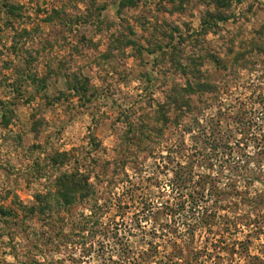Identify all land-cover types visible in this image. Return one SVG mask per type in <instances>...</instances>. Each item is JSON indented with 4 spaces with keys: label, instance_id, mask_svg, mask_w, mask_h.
<instances>
[{
    "label": "rangeland",
    "instance_id": "374dc122",
    "mask_svg": "<svg viewBox=\"0 0 264 264\" xmlns=\"http://www.w3.org/2000/svg\"><path fill=\"white\" fill-rule=\"evenodd\" d=\"M8 6L19 9L8 14ZM260 44L264 0H0V206L18 213L8 222L0 216V264H264V204L251 207L246 196L234 210H220L230 219L241 214L239 230L231 228L222 243L217 226L212 233L169 234L146 217L150 208L176 202L175 169L194 180L214 173L206 160L182 156H192L199 128L214 123L241 137L227 108L236 98L264 97ZM200 75L235 80L208 106L188 94L193 107L186 118L177 120L172 106L161 136L156 122H149V140L132 132V124L146 128L174 89ZM254 117L262 127L249 133L262 139L264 151V112ZM249 139L248 168L260 181L247 197L263 198L264 154ZM59 153L68 155L65 164ZM77 172L94 185V202L81 194L69 206L59 201L48 220L18 209ZM185 186L184 195L193 184ZM192 206L178 224L161 222L185 231L183 223L195 218Z\"/></svg>",
    "mask_w": 264,
    "mask_h": 264
},
{
    "label": "trees",
    "instance_id": "16d2710c",
    "mask_svg": "<svg viewBox=\"0 0 264 264\" xmlns=\"http://www.w3.org/2000/svg\"><path fill=\"white\" fill-rule=\"evenodd\" d=\"M18 9L19 7L8 6L7 13L14 15ZM256 48L260 51V54L264 53V46L261 44L258 45V47L256 45ZM188 68L189 67L186 66V69ZM194 72L195 74H201L200 71ZM200 77L202 76H198L194 79V81L187 83L181 89H174L166 98L165 103L159 104L157 110L153 111V113L148 117L149 119L146 121V128L142 127L143 122H141V126L139 128H137L135 124H132V132H138V134L142 136V141L149 140L155 131V127L153 128L149 122H156L161 125V128L159 129L160 132L158 131L160 134L159 136H161L162 129H164L171 120L169 112L173 110L172 106L178 112V115L176 116L177 120L186 118V112L189 113L193 107L190 103V99H188V94L196 96L198 104L208 106L212 101L219 98L221 90L228 91L231 84L234 83L233 81L235 80L231 77V75H228L225 82L214 83L208 79L203 80ZM79 86L82 90L84 89V84H77L74 88H78L77 90H79ZM182 92H184V95ZM250 103H258L263 108L257 111L256 108L250 107ZM184 106L187 111L182 110ZM227 110L228 118L237 122L240 126V128L238 126L236 130L241 137L232 138V135L222 132L219 125L211 123L207 128H199L198 135L195 137L196 142L192 146V156L188 157L182 155L188 160H193L191 161L192 163H195L197 162L196 160L200 159L206 160L209 170L214 173L212 175L210 173H200L197 175V180H194V177H185L181 174V172L179 173V169H175L174 179L170 182L172 193L175 195L176 202L170 203V201H165L163 208H157L156 211L149 207L151 200L144 203V208H142L143 211L150 208L146 211V217L148 219L153 218L154 222H156L159 227H163V231H166L169 234L174 233L180 235L182 233L183 235L186 234L193 236L199 228H204L207 232L212 233V228L217 226L218 230L216 232H219V235L221 236L219 241L222 243L224 242L222 238L225 235L231 234L233 230L231 228H234L235 232L239 230L236 223L241 218V214L234 215L230 219L228 217L225 218L226 216L222 217L220 215V210H225V208L234 210L243 202V197L245 196L251 207L260 205V202L261 204H264V195L262 196L263 198H261V196L258 197L257 195L247 197V195H250L248 192L250 187L253 186L254 182L260 181V177L257 176L258 174L255 170L248 168L247 160L251 159L252 155L244 152L247 142L250 140L249 137L253 138L252 140L256 144L257 148H260V152L262 151V147H260L262 139H259L256 135L249 133V130L250 127H253V125L260 127V129L262 127L261 125L256 124L254 116L264 112V97L262 95H258L257 97L253 96V98L252 96L248 98L245 97L244 99L236 98L235 102L230 104ZM4 116L7 117L6 114ZM151 118H154L153 121H150ZM195 122L198 123V119H195ZM6 124H8L7 121ZM260 136L264 138V135ZM201 138L203 139L202 147L199 146V142L197 140ZM204 146L208 148L205 152L203 151ZM263 154L264 151L260 153L262 156ZM58 156L62 158L64 164L68 161V155L66 153H59ZM49 160V164L53 166L58 161L53 156ZM178 166L179 168L181 167L180 169L184 168L180 163H178ZM215 166H218L217 170H214ZM165 167H168V165L165 164ZM193 174L194 173L192 172L191 175ZM262 176L264 177V172L261 175V178ZM112 179V183H116V178L112 177ZM223 180L226 182L223 183V185H220ZM188 182L193 184V188L191 192L184 195L182 189L186 188L185 185ZM241 182H244L245 184L242 185ZM54 184L57 188L55 192H49L47 194L37 193L35 195L36 204L30 207L19 205L18 209L21 208L19 209L21 211L26 210L28 212L27 215L32 217L41 215L48 220L52 218L55 211L58 210L57 206L59 205V201H63L64 206H69L73 203V200H75L78 194H81L84 198H89L90 201L94 202V200H96V190L94 185L89 182L88 176L83 175L80 172L75 174H64L62 177L57 179ZM262 186L264 187V183H262ZM205 187H207V189H205ZM259 198H261V200H259ZM221 202H226V204L222 205ZM187 203L193 205L191 207V214L195 218L192 223H183L185 224L184 226H186L185 231H179L177 227H172L169 223L164 224L161 222L163 217H168L172 220V223L178 224L177 218L179 215L181 216V212L185 211ZM97 210L100 211V208H97ZM196 210L199 211L195 213ZM0 216L4 219V221L8 222L13 220V218H17L18 213L10 208L0 206ZM181 221L184 222L183 219H181ZM196 253L201 254V251H196Z\"/></svg>",
    "mask_w": 264,
    "mask_h": 264
}]
</instances>
